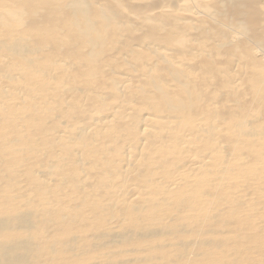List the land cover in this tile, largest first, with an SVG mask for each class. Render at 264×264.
I'll return each mask as SVG.
<instances>
[{
    "label": "rangeland",
    "instance_id": "374dc122",
    "mask_svg": "<svg viewBox=\"0 0 264 264\" xmlns=\"http://www.w3.org/2000/svg\"><path fill=\"white\" fill-rule=\"evenodd\" d=\"M2 1H3L2 4H5V9L10 8V6L7 5L8 1L1 0L0 2H2ZM9 1L11 3L10 4L11 7L13 9H15L14 11H17V7L12 6V4H14V1H16V0H13V3H12V0H9ZM17 1L20 2L21 0H17ZM25 1H27V0L21 1L22 4L19 3V5H18V2L17 3L15 2V4H14V5H18L19 9L21 10V12L19 11L20 14L18 15L17 18L14 16V19H12L11 21H10V19H8L12 16L11 14H13V12H14L10 8L7 10H11V12L12 11L13 12L9 13L7 15H5V14L2 15V17H3L2 19H4L3 22L4 21L11 22L12 26H15L16 23L17 24L21 23L27 29L30 27H34V28L38 27L39 29H41L40 27L46 28L51 23L49 17H47L49 15L48 14L49 10H51L53 12L55 10H56L55 12H57V11L60 12V9H61L62 11H64L65 15L62 13L61 16H59V15L57 16V18H58L57 20H60V17H61V20H63L64 17H66L68 15V14L66 15V13H68V11L70 9L67 7L68 8L67 9L68 11H67L66 8H60V6L63 4L62 0H49V1L45 0V1H40V2H42L44 11H48L47 14L46 13L31 14L32 7H28L29 5H27V4L25 5L24 4ZM85 1L87 2V6H86L87 10L83 14V18H79V20H77V21L70 22L68 33L58 32V33H61L63 35H60V36L57 35V38H55L56 40L53 39V37L49 38L46 45H45V48L47 46H49V47H47L49 50L47 48L45 49L43 47L44 45H42L41 43H38L34 37H29L28 35H25L19 31H17L15 28H11L10 30L8 29L7 30L8 32L7 31L5 32L6 34L4 35V39H2L3 41L1 42L3 46L0 45V47H2V49L5 47L4 50H9L10 52H12V53H10L8 51V53L11 54L10 62L8 64H10L11 62L12 63L10 65L7 64L8 67H11V69H8L5 67L4 68L5 72L3 70L1 72L5 73V74L7 72L8 73L13 72L12 71L13 63L16 62V63H14V65H16L21 60L28 61L30 63V65H32V63H33L32 66H34V65H36L34 63V61H35L34 57L35 56H36L35 58L38 57V58L42 59L41 63L44 66V70H46L47 68L54 70L52 68V67H54L52 64L49 65L48 67L45 66V62L48 59L52 58L54 60L53 62H55L56 60H59L56 62L63 64L65 70H67V69L69 70L71 68L69 71L75 72V73L79 72L81 75L84 76V77L81 76L82 78H81L80 82H76L77 87L79 89L82 88V90L79 91V93H77L78 95L77 94L73 95L72 91H74V90H70L68 88V86H66L67 88L66 87L64 88V91H62L61 96H64L66 94V92L70 91L71 93H69L67 95V97H70L69 95H71V96H73L72 98H74V96L75 97L77 96L76 97L77 99L80 98L78 100H76L75 98L74 99L76 100V102L82 101L84 103V105H82L81 111H85V114L87 112L86 110H88V112L93 114V112H95V110L97 111V108L100 109L101 107H104V106L109 107V108H113L111 105H109L110 103L113 104L114 107H116V104L117 105H118V103L126 104V102H131L129 104L132 105L133 109L135 108V110L137 109L139 112L140 110L138 107H141V104L139 103V100L137 98H135V96H134V94L137 95L136 94L137 88L132 86V85L129 86V84H131L129 81L125 83L127 85V87L124 86V83L119 82V80L124 79L125 76L128 77L127 75L120 76V74H119L120 72L117 73V76H120V77L118 78V81L114 82L115 86L116 87L118 86L119 90H121L122 92H120V91L117 92V90H114V91L110 90L112 87L110 85H107L106 81H105V79L107 80V74H105L104 81H103V79L101 81L104 84V90H105V92L102 95L103 97L98 96L94 92L97 89H102L101 86H103V84L101 83V85H100L99 81H97L95 78H92V76L95 77V75L98 74L99 70L102 69V67L105 63H107L110 67L114 66L113 68L109 67V71H108V73H110V74H108L109 81L113 80L114 76L116 75L115 73L117 71H119L120 68H117L118 65H116V64L121 62V57L115 55L117 57L113 58V56L112 57L110 56L111 52L110 53H108V52L110 50L111 51L115 50L114 47H118L120 45L119 44L120 40H123V38H125V36L122 39H120L119 42L118 41L115 42L114 41L115 39H113V36H109L111 33L110 32L111 29H113L114 27L107 26V25L97 26V20L100 16L96 15L94 13V11L98 12L97 11L98 9L100 11L101 8L106 9L107 12L109 13L107 7L106 6L103 7L104 5L99 4L101 2L95 3V2H98V0H94L95 2L93 0H85ZM158 1H160V0H158ZM158 1L156 0V2H155V0H153V1L152 0H150V1L149 0H106L104 2L105 3L108 2L106 5L112 6V7H109L110 11H112V9L114 8L116 13H118V10H119L118 15L122 14L121 16H123V14H124L125 16L126 15L128 16V19H129L131 24L129 23V21H128L127 27H126V25H123L122 23L119 24L120 25L119 28L122 29L120 31L122 33H124V35H128L129 37H131L130 39L139 40V39L143 38V34L147 30V26L148 25L151 26V23H147V22L144 23V21H142L144 19L143 15L141 13L142 11H141V9L136 8L137 7L136 5L140 6L141 4L142 5L143 4L149 5L150 4L149 6L151 8L148 9L147 14H149V16L151 17V15H153V13H150V12L156 6L155 4L158 3ZM214 1L215 0H212L209 3L208 8H211V10H215L214 9V7H215ZM229 1L230 2H226L225 4H223L219 10L212 13V19L202 20V18L204 16L203 14L205 12L201 11L197 15H198V17L201 15L202 18H200V17L199 18L197 17V19L189 18V20L185 19L186 21L183 19L185 22H187V23L182 22V24L184 23L183 25H181L180 22L178 23V26L180 24L183 27V28L181 27L183 31H180V32H183L182 37H188V36L192 37L193 34L199 35L198 32L204 31L205 30L204 27L208 26V24H209V26H208L209 31H211V32L210 33L207 32L208 35L206 34L207 35L206 40L211 41V43L216 44V46L212 47V49L208 48L207 49L208 51L206 50V52H203V53H205L204 55H203V53L200 52L201 53L200 56L201 57L204 56L205 59L204 58L202 59L201 57H196V58L194 57L195 59H193L191 57L189 58L188 57L189 55H185L188 58V60H187V58L185 57V61L187 60V61L193 62L192 64H194L195 67H198V68L199 67L201 68L202 65H205V63H206L208 67L210 66L209 68L211 71L214 69L212 72H214L216 75L212 76L213 73H211L210 70H207V72H206L207 79L202 80V81L199 79L200 83L202 82L201 83L202 84L201 89L202 90L205 89L204 92L208 93L207 98L209 101L207 102L206 101L207 99L204 100V98H203V99H201L202 100L201 103H200V101L197 102L198 106H195L194 108L193 107L187 108V110L185 109L183 111V113H182L183 115H181V114L178 115L179 119L181 118L180 120L182 122H184L186 120L189 123H187L186 121H185L186 123L185 122L182 123L179 120L178 122L175 121V124L173 123V124L168 125V129L170 131H175L176 133L177 132L180 133V131L186 130L187 128H189L190 125L193 126L197 122H200L202 124V126L204 127V128L201 127L202 131L200 130V133L202 132L201 136L203 137V135H204V140L200 144L201 148L199 147V149L196 150L197 152H195L193 150V149H196L195 147L189 151L190 152L192 151L191 154L195 155V157H198V155L201 154V158L202 157L205 158V162H203V160H201L200 156L198 157L200 159V161H202L199 163V165L202 163L200 170L201 169L203 170L204 164L210 163L209 166H207V168H211V166L214 167L213 165L216 164L214 161H216L217 163L220 162L221 168L225 169L226 172L223 173L224 175L222 177H219L218 175L213 174L211 171L209 173L208 171L211 169L205 171L204 174H202V172L201 173L199 172L200 177L198 179L188 177L190 175L187 174L186 176H182L183 178H186L185 179L186 180L185 181L186 187L184 186V184L179 186V187H176L174 185L170 188L171 190H173L172 192H171V190H169L167 188V186H166V188H162V187L160 188L159 187L160 183L158 181L150 183V181L147 180V181H145V182H147V185H146L145 189L142 191L144 192L146 190L145 192L146 193L149 192L148 193L149 195L148 194H144L145 196L142 195L143 198L141 201H134L129 194L128 195L130 197L128 198L127 197L128 196L127 195V185L128 184L130 185V183H132L133 179H134V178L133 179L130 178L128 171H130V169H132L134 166H131L130 164L127 163L126 155L130 154L133 156V154L134 155L138 154L137 156H139V155H142V157L146 156L148 150L145 152V150H144L145 148L146 149L149 148V150H151L153 152V150L156 148V146L153 145V143H152L153 138H151L149 135L152 134V131H155V133H153L154 135H156V133H157V134H159V136H162L164 134V132L158 133V131H157L160 129V122L158 124L156 123L155 125L152 123L153 124L152 127L151 126L145 127L144 124L140 123V121L138 119L140 117L137 118L136 116L135 117L130 116V118L132 117L134 119H132V118L129 119L127 116L125 119H123V118H119V120L116 119L112 122L113 124L118 125L121 128V130H123V131H126L127 129H129L130 134L133 132L131 135L129 134L126 137L127 140L129 139V141H131V142L133 141V142L131 143L127 140L126 141L121 140L120 143L116 142V143H113L110 145V147H113V145L116 146L117 149H114V151H113V152H115V154H114L115 157L112 156L113 155L112 153L110 155H107V157L109 159L107 161V165L109 167H111L113 164H115V165L117 164L116 163L117 160H118V162L120 160L121 161L118 163L119 164L118 167L115 166L117 169L116 168H110V169L114 170V173H113L114 176H112L113 177L112 180H111V177H108L109 175L108 176L106 175L107 181H105L104 183H103V180H98V181H99V183L102 182V184L105 186L104 187V193L113 192L115 195H117V193H121V194H118L119 196H118L117 202L120 200L119 199L120 196H122L123 198H121L122 200H120V201L122 202L123 199L126 200V201L124 200L122 202V205L124 204L123 206L120 204L121 202L119 203L121 206L119 204H117L115 206L114 204H112L110 202L111 200L106 198V197H104L105 201H103L101 199H99V200L97 199V201H96V199H94V201H93V200H89V198L82 197L83 195L85 196V193H87L85 191V187L87 189V187H88L87 183L88 182H86V179L84 180V178H83V180L80 179L81 175H82V174L80 175V173L87 171V170H88L87 172L93 171V169L97 168L99 165H102L101 161L97 162V164L95 166L92 165L93 167L91 165H89V168L88 167L80 168L79 169L80 172H79L78 176L75 173H73L72 177L70 176L71 180H69V175L71 173L67 174L69 182L66 185V187H67V189L69 188V186L71 187L70 189H68V191L71 190V194H70L71 196L69 195L70 191L68 192L66 189L64 192H68V193L67 194L65 193L66 195L63 193L64 194V196H63L61 194H58V192H56V191H55L56 192L55 193L52 190H47L48 188H46V189L41 188V186H39V187L33 186L32 187L33 188L32 193H25L24 191L19 190L17 193L12 194V195H15L17 198L16 199L13 196L14 202L13 201L12 202L13 203L18 202V204H14V206H18V205L21 206L22 205L21 208H20V206H18V208H17L18 214L16 213V210L13 211L14 209H10V208H13V207H10L11 206L10 203H7V205H10V206H7V205H5L6 201L2 202L1 198L3 200H5V198L3 196H5L6 190L9 187H8V185H6L8 182H6V184H4V182H1V181H6V180L9 182H11V180L13 181L14 173L22 171V170H24V168L20 164L18 165L16 163L14 165L15 170H12L13 169L12 168L11 169L12 171L11 170L9 171V168H7L8 171L3 173L2 177H0L1 178L0 184L1 183L4 184V185L1 184L2 188H4V190L0 186V188H1L0 189V205L3 204V208L0 209V214H1L0 215V225H2V227L6 228V229H2L0 227V241L5 244L6 249L11 248V249H8V252L12 255V258L14 257V259L18 262V264H33V263L38 262L39 260L41 262L43 261L44 263L46 261V264H51L52 261H54V263H52V264H93V262L97 263V264H181V263L186 264L187 260L191 261L189 264H208V263L209 264H222V263L223 264H264V248L261 246V245H264V243H263V241H264V216H263L264 215V198H263L264 197V195H263L264 194V159H262L264 157H261V155L264 153L263 152L264 150H262L260 152V150H261L260 147H262L260 145L264 144V123L262 122L263 121L262 119H264V118L263 117L260 118V117H257V115H254V110L255 111L257 110L258 114L264 112V106H263L264 105V86H261V85H264V82L261 83V79L262 80L264 79V78H262V77H264V48H263L264 47V2H263L264 0L263 1H261V0H232V1L229 0ZM43 2H47V4L49 3V6ZM52 2H53V4H52ZM104 2H102V4ZM258 2H260V3H258ZM60 3H61V5H60ZM2 4H0V6ZM94 5H96L97 10L94 8L95 7ZM98 5H100V7H97ZM88 6H89V10H88ZM188 7H189V5H188ZM3 8H4V6H3ZM28 10H30L31 12ZM199 10H202V9H199ZM183 11H185V10H183ZM240 11L244 12V14L241 16H239ZM113 13H111V15ZM8 15H10V16L7 17V20H5V17ZM69 15H70V13H69ZM136 15L139 17H137ZM141 15H142V20H140ZM129 16H130V18H129ZM112 17L113 18L111 19V22L116 24V22H117L116 18L117 17H115V15H112ZM153 17H151V18H153ZM250 17H252V18H250ZM255 17H258V18H255ZM163 19H164V16H163ZM156 21H158V20H156ZM125 22L127 23V20H125ZM160 22H162V25H160ZM31 23H32V25H31ZM205 23H207V24H205ZM157 24H159V26H161L160 28L163 29L164 32L166 31V26H167L166 23L164 25L163 21L159 20ZM130 25L132 27H130ZM178 26L175 25V29H176L175 32L177 30H181V29H178L180 27V26L179 27ZM199 26H200V29H198ZM93 27H96V30H92ZM158 27L156 26L154 28L158 29V31H159L160 28H158ZM156 29L153 31V33H156V34L163 33L162 30H160L158 32ZM178 33H179V31L176 32V34H178ZM218 33H221V34L218 35ZM182 34L180 33V35H182ZM0 35H1V32H0ZM128 36H127V38H128ZM65 37H66V39H65ZM19 38L21 39V41L19 43H22V44L24 43L25 45L24 46L22 45V46L27 47L29 49V51H27L28 50L27 48H26L27 50L24 48H23V50H21L22 48L21 49H19V48L15 49V47H13L14 50H12V51L10 50L11 49L10 44L14 40L18 41ZM28 38L31 41H29ZM61 38L63 40H61ZM167 38L168 37L165 35V45H166V42L168 41ZM58 40H61L63 42V46L60 45L61 48H63V49H60V50L61 51L63 50L62 52H63V54H65L64 56H66L69 59L68 60L66 58V60L69 62H67L65 60V58H63V55L61 52H59L60 55L57 52L54 55L53 51L50 49L53 47L54 42L56 43V41H57V43H58ZM133 40L131 41V43L129 41L130 45L133 43ZM230 40H232V41H230ZM84 41L89 44V47L87 50L82 51L80 48L78 49L76 46L83 44ZM145 42H146V40H145ZM147 42H148V40H147ZM129 43L127 44L129 46V48L126 47L127 45H125L124 47H123V45L122 46L120 45L121 47L119 46L118 48L123 47L122 49L124 51H126V50L128 51L130 49H135L137 52L134 53L135 55L134 54L131 55V58H130L131 60L135 59V58H132L133 55L134 56L140 55L139 56L140 58L138 60H141V58L142 59L143 58L144 59H146V58L147 59H156V64H158V65L162 64L161 62L159 63V61H161L159 55H157V56L155 55L156 58L154 55H152V53L155 54L153 49H147L148 50L147 51L145 48V45L143 47V45L141 44V45H139L140 50H137L134 47L135 46L134 44L132 46L133 48H131ZM136 43H138V42H136ZM185 43L187 44V42H185ZM247 43H248V45H247ZM5 44L9 45L10 49H8L7 48L8 46H6ZM117 44H118V46H117ZM201 45L202 44L200 43L198 46H201ZM34 46L37 49V51H35V53H34V50H36V49H34ZM167 46H169V44H167ZM64 47H66L65 48L66 50L64 49ZM142 47H143V50H142ZM170 47L171 48L173 47L174 50H176L175 48H177L176 46L174 47L173 45H171ZM126 48H128V49H126ZM2 49L0 48V53H2L4 51ZM38 49H39V51H38ZM41 49H43V50H41ZM78 50H81V51H78ZM141 51H142V53H141ZM207 53L210 54V56H207L206 55ZM233 55H234V57H232ZM12 57H13V59H12ZM44 57H47V58H44ZM108 57H111V58H108ZM32 58H33V60H32ZM198 58H201V59H198ZM217 58L220 60V63H217V62L214 63L215 59H217ZM245 58H247V61ZM70 59H75V61L72 60V62H71ZM130 59L127 60L126 62H128V61L130 62ZM147 59L144 61H147ZM117 60L119 62H117ZM138 60H136L135 63ZM64 61H66V63ZM85 61H87V63H86V65L83 66L82 64H85ZM97 61L99 62V64L97 63ZM194 61H197L198 63L197 62L194 63ZM41 63L39 65L42 68L43 66L41 65ZM67 63H69V64H67ZM135 63L133 62V64L135 66L133 64L132 65L134 67H136L137 69L138 68L140 69L142 66H144L143 65L144 62H140L141 64L138 62L136 64ZM77 64L82 66V67L79 66V68H81V69H79L77 67L78 66ZM231 64L233 65V67ZM39 65H37V67H36L37 69L34 71L35 73H33L34 76L32 73H30L32 75H29V76H33L35 79H38L37 75H35V74H36V71L38 72L39 70H41ZM101 65H102V67H101ZM139 65H141V66L138 67ZM115 66H116V68H115ZM45 67H46V69H45ZM125 67H127V66H125ZM173 67L175 68L174 70H178V68L176 66H173ZM242 67H243V69H242ZM94 68H95V70H94ZM211 68H213V69H211ZM83 69H85V70H83ZM91 69H93L96 73L91 75L90 73H94V71L91 72ZM96 69H98V70H96ZM122 69H120L121 72L124 71V69L123 70ZM6 70H8V71L6 72ZM112 70H114V72ZM128 70L129 69H127V70L125 69V71H127L126 73H128ZM146 70L147 69L145 67L141 71L146 72ZM29 71H31V70H29ZM165 71H166V69H165ZM209 71H210L211 75H210V73H208ZM135 72H137V71H135ZM187 72H189V71H186L185 75L183 72V76L184 77L186 76L185 77L186 80H185V84H184L182 91L184 92L183 94H186L192 98H195L196 95H198L199 93L201 94L199 81H198V83H196L197 84L196 85V84H194V80H193L194 76H196V73L199 74L198 73L199 71H194V73L189 72L188 74H187ZM146 73L151 75V76L154 75L152 73H149L148 71ZM9 74H6V75L1 74V75L5 76V79H7L8 80L7 82H10L11 85L14 82H16L15 84H13L14 86H16V84L17 85L23 84L22 78H20L18 81H14V79H13V81H14L13 82L12 79L8 78L10 76ZM189 74H190V76H189ZM193 74H194V76H193ZM243 74H245V75H243ZM252 75L254 76L253 79H255L256 83L254 80H252ZM3 76H1V77H3ZM29 76H27L26 78H28ZM200 76H203V75H200ZM210 76H212V77H210ZM76 77H77V75L75 76V78ZM255 77H257V78H255ZM29 78L32 79V77H29ZM29 78H28V81L26 83L30 82ZM96 78H97V75H96ZM211 78L213 80V83H212ZM3 79H4V77H3ZM251 80H252V82H251ZM11 81H12V83H11ZM91 81L92 82L95 81L94 82L95 85L93 83H91ZM190 81H192L193 83ZM51 82H53V80H51ZM206 82L209 84L211 83L212 85H208ZM236 82H237V84H236ZM88 83H91L94 86L93 93L91 92L92 90L90 91L91 94L89 92L90 95L87 94L88 92L86 91L87 90L86 86L90 85ZM235 84H236V86H235ZM106 85L108 86V88ZM25 86H28V84ZM31 86L33 89L36 88L34 85H31ZM56 86H58V84H56ZM95 86H97V87L99 86V87L95 88ZM122 86L124 88H122ZM128 86H129V88H128ZM198 86H199L200 91H198V89H197ZM204 86H205V88H203ZM230 86H231L232 90L230 89ZM28 87L30 88V86H28ZM130 87H132V88H130ZM13 88H15V87H13ZM45 89H50L51 92H53L55 90V88L51 89L49 86L47 88L46 87L42 88L40 90V93L42 91H45ZM224 89H225V91H224ZM50 90H46V92H44V94H47V93L53 94L50 92ZM67 90H69V91H67ZM126 91H128V93L130 91L132 93V96L124 94V92H126ZM210 92H211V94H209ZM81 93H82V95H81ZM146 93H148V92H146ZM192 93H193V95H192ZM213 93L214 94L217 93L216 96L219 95L218 98H215V100H214V98L212 99V97H215V95H212ZM42 94H43V92H42ZM54 94H56V93H54ZM144 95H147V94H144ZM132 97L135 99H133ZM254 97H257L254 100V102H256V103L253 102ZM113 98H117V100L113 99ZM199 98H200V96H199ZM55 100H57V97L55 98ZM49 103H51V104H48V106L50 105L53 107L51 108L50 106L49 107L47 106V109L42 113L40 112L39 109H34L36 107L30 108L32 105L26 106V108L28 107L27 110L25 108L26 112H30V114L33 113L32 115L27 114V117L28 116L31 117V120L33 122H36L37 120L38 121L39 120H41V121L46 120L47 127H48V125H51L54 127V125H52L50 123V120H48L49 119L48 115L51 113V111L48 112V110L56 108L57 106L52 105L54 103L53 101H49ZM206 104L208 107L207 109H209L208 111L206 108L205 109L203 108V107H206L205 106ZM185 105H187V104L185 103ZM94 106H96V107L94 108ZM250 106H254V107L252 108ZM71 107L72 106H69L66 109L70 110ZM145 107H143L146 109L144 111L145 113L146 112L151 113L152 110L154 109L153 107H148V106H145ZM247 107H248V109H247ZM162 108L163 107L160 106L159 109H157V111L161 110ZM229 108H231V109H229ZM251 108H252V110H251ZM29 109L33 110V112L28 111ZM13 110H14V108L11 107L8 110L3 111L4 113L2 112V116L5 119H8L11 115L10 112H12ZM203 110L205 112H203ZM258 110L260 113L258 112ZM8 111H10V112L8 113ZM24 111L22 113H24ZM130 112H129V114H130ZM144 112L142 110V111H140V114L144 113ZM211 112H213V113H211ZM204 113H205V115H204ZM216 113H218V114H216ZM24 114H22V115H24ZM131 114H134L133 111L131 112ZM214 114H216L215 115L216 117L219 114H221L223 117L221 118V115H220L216 118L215 116H213ZM224 115L227 116L225 120H224V118H225ZM259 116H262V115L260 114ZM25 117L23 116V119ZM45 117H46V119H45ZM229 117H230V119H229ZM200 118L203 120H200ZM21 119H22V116H21ZM21 119H19V121L17 120V122H19V124L21 125V126L18 125L19 127L17 128V130L20 129L21 131L24 132L25 131L24 129H26L27 132L28 131L31 132V130H33V128H31V126L29 127V123L28 122L23 123L24 121L28 120V118L26 120L24 119V121L20 122ZM94 119L95 118H92V117L84 118L83 119L84 123H81V128H79V130L75 134L77 136V142L80 143L81 146H83L85 149L89 150L90 152H93V149L90 147V139L85 134H82V132L85 130L86 126H88V125L90 126V124H92V122H90V121H95ZM219 119H221V121H219ZM108 120H111V119L108 118ZM118 121H120V123ZM134 121H135V123H134ZM213 121L216 123H214ZM217 123H219V125H220V127L218 129L216 127L218 125ZM244 125H245V127H244ZM0 127H1V129H3L1 123H0ZM145 128H148L149 131L151 130V132L149 134L146 133V131L142 132V130H144ZM180 128H182V129H180ZM214 128H215V130H214ZM9 129H11V130H9ZM9 129L7 130V131H9V135L11 134L14 137L15 136L14 133L10 132V131H12V128H9ZM63 129H65V128H63ZM165 129H166V127H165ZM216 129L218 131H216ZM223 130H224V132H223ZM52 131H54V132H52ZM52 131L50 134L45 136V135L37 132L35 129V132L38 133L37 134L38 140H37V142L33 143V145H35V149H34V147H32L33 146L32 143H29V144H26L22 148V149H24L23 153H26L25 151H27V153L29 152V154L31 153L33 155L34 154L37 155L38 151H36L37 150L36 146H38L40 143H44L49 139H51L52 141L58 142V140H59L58 137L60 136V134H62V132H60V131L58 132L57 129H55V128H53ZM231 132L234 133V136L235 135H238V136L234 137L233 135H231L232 134ZM109 133H111V132H109ZM165 133H166V130H165ZM17 134H19V133H17ZM153 134H152V137L154 136ZM166 135H167V133L165 134V138H166ZM145 136H146V139L144 138ZM17 137L20 138V136H17ZM245 137H248V138H245ZM118 138L120 139V137H116L115 139H118ZM140 138H142V139H140ZM40 139H42V140H40ZM241 141H243V142H241ZM178 142H180V141H178ZM6 143L7 142L4 139H0V148H2V149L8 148L10 145H8ZM18 144H22V142H21V140L16 139L14 141L13 145L16 146ZM216 144H218V145L221 144L223 146H226L225 152H227L228 155L226 153H224L225 156L230 157L232 155V153L235 151L238 153V155H237V153H235L236 157L237 156L239 157V158L237 157V160H239V159L240 160L237 161L235 159L236 157L234 156V154H233V156L235 157L234 158L235 161H237L236 163H235L234 159L229 161L230 160L229 157H228L229 160H227L226 158L222 159L221 157H223V156L221 155V153H223L222 152L223 148H221L220 151H217V153H216V151L214 152V150H215L214 147L216 146ZM177 145L178 144L172 145L171 147L173 149H171L170 146H168V145H165V149L164 148L161 149L162 157L160 159L164 158L161 162H166V163L170 162V164L175 163V161L178 160L179 157L181 158V156L184 153L186 155V153L188 151L186 152V149H184V147L181 148V146H179V145H178L179 147H177ZM130 147H132V148H130ZM231 147H233L235 150L234 149H232L234 151L230 150ZM228 148H229V150H228ZM256 148H257V150H256ZM262 149H263V147H262ZM143 150H144V152H142ZM198 151L200 152V154H198L199 153ZM117 152H118V154L116 157ZM177 152H178V154L180 153L181 156L179 155V157H177L178 156ZM182 152H183V154H182ZM166 153L168 154V156L171 155L170 157L171 158L173 157V160L170 158L169 159L171 161L168 160V158L165 159L166 158L165 156L167 155ZM119 154L121 156H119ZM164 154H166V155H164ZM196 154H198V155H196ZM239 154L240 155L242 154V155L239 156ZM122 155H123V158H122ZM174 156H176L177 159H174ZM262 156H264V155H262ZM109 157H111V158H109ZM125 157H126V159H124ZM182 157H184V158H182L181 161H185L186 156L183 155ZM114 158H117V159L115 160ZM219 158L222 159V161L219 160ZM143 159H145V158H143ZM206 160L209 162H207ZM109 161L112 162V165H111V163L109 164ZM233 161H234V163H233L234 165H232V163H231ZM229 162H230V164H229ZM255 162H257V163H255ZM237 163L239 164V167H237V165H238ZM127 164H128V166H126ZM240 164H243V166L241 165L242 167H240ZM86 165H88V164H86ZM86 165H83V166H86ZM75 166H76V169L79 168V165L76 163H75ZM123 166L124 167L126 166V167L124 168ZM164 166H165L164 170H163V168L162 169L160 168L159 170L154 171V175L158 176V180L160 179L159 181H163L164 177L166 180L171 181L172 180L171 178L174 177L173 175H175L177 173L176 166H170L169 165L170 166L169 167L167 164L165 165V163H164L163 166H161V167H164ZM90 167L93 169H90ZM112 167H114V166H112ZM27 168L30 169L29 167H27ZM122 168H124V170H122ZM126 168H127V170H126ZM68 169L71 172L73 171L72 167H70ZM16 170H17V172H16ZM255 170H257V171H255ZM161 172H163V174ZM256 172L258 175H255ZM137 173H134V177L139 179L141 176H140V173H138V174ZM164 174L165 175L168 174L167 177ZM151 175L153 177V174H151ZM260 177L263 179L261 180ZM15 178H14V180H15ZM117 179H119L120 181L119 180H118L119 182L116 181ZM152 181H154V180H152ZM256 181H258L257 183H259V184H256ZM13 182H11V183H13ZM91 182H90V184H91ZM111 182H112V184H111ZM84 183H86V184H84ZM94 183H93L94 188H96L97 190L99 189L98 190L99 193L101 191V195H103L104 194V193H102L103 189L98 185L99 183H97V182L95 183L97 185V187L95 186ZM120 183H122V187H124V189L123 188L121 189ZM157 183H158V185H157ZM78 184H80V187H78ZM115 184L116 185L118 184L119 187L117 188L115 186ZM152 184H154V185H152ZM255 184H256V186H255ZM5 185H6V190L4 187ZM13 185H15V184L13 183ZM81 185H82V187H81ZM106 185H109V188L106 187ZM10 186H12V184ZM257 186H259L260 189L256 188ZM72 187H74L73 188L74 190L72 189ZM112 187L114 188V190H112L113 189ZM147 187H149V188H147ZM187 187H188V190H187ZM10 188L12 189V187H10ZM77 188H79V189H77ZM255 188H256V190H255ZM106 189L107 190L109 189V190L107 191ZM245 189L247 192V194L245 193L246 195L244 194ZM250 189L252 192L249 191ZM159 190L166 193L165 197H164L166 199L165 201H163L160 198L152 199V197L157 195L156 193L159 192ZM231 190L236 193V198L238 195L243 197V194H244L245 201L241 200L242 197L238 201H237V199H234L233 196H235V195H232L233 192ZM3 191H5V192L2 195L1 192L3 193ZM195 191H198V193H200L201 196H203V198L201 197L202 199L200 198L201 200H199V201L197 200L196 195H198V194H196ZM76 192L81 193L82 196ZM125 192H126V194H125ZM143 192H141V193H143ZM54 193L57 197L54 196ZM188 193H189V195H188ZM41 194H44L46 196L49 195L48 200L51 201L52 204L53 203L56 204L55 203L56 201L57 202L60 201L59 202L60 205H55V208H53L51 210L52 212H49L48 214H46L47 212L46 211L44 212L43 210H41L43 212L40 213L39 202L41 203L42 206H44L45 205L44 201H43L44 198H41V196H39L38 198H35L33 196L37 197V195H41ZM52 195L54 197H52ZM60 195H61V197H60ZM68 195H69V198L74 196V195L77 196L76 205L70 204L68 201L67 202L69 205L67 204L66 200H69ZM78 195L80 196L79 200H78V197H79ZM190 196H192V198ZM126 197L128 199H131L130 201H132V202H129L127 204L126 202H128L129 200ZM144 197H145V199H144ZM187 197H189V198H187ZM53 198H55V199H53ZM64 198H65V200H64ZM21 199H23V201H25V202H23ZM232 199H233V201H232ZM15 200H17V202ZM106 200H107V202H106ZM143 200H144V202H142ZM202 200L203 201L205 200V201L201 202ZM46 201H47V199H46ZM84 201H85V203L83 204ZM98 201L101 202V206L103 208L106 206L104 209L110 207L109 203H111V206L114 205L113 207H111V209L109 208V210L113 209V211L112 212L109 211L107 216H108V218H110L112 214H116L117 221L119 222L118 223L119 229H118L117 224H116V226H114L113 229L110 228V230L105 229L103 227H97L96 231H95L96 233L94 232V235L92 234L93 236L92 235L90 236L89 233L85 232V234H84L83 233L84 230L81 227H82L83 223L90 225V227H94V228L96 227L95 226V225H97V223L95 221L96 217H93V215L95 216V213H96V216H97L103 210L102 209L99 211L97 209L98 207H100L99 206L100 204ZM157 201L159 204H161V206L157 203ZM61 202L62 203L64 202L66 207ZM141 202L144 203L143 206L139 205V204H141ZM228 202H230V203L228 204ZM239 202H241V203H239ZM243 202H244V204H243ZM29 203L31 204V207H33L34 209L29 210L30 209L29 208L27 210L29 212L25 211L26 213H28V215H26L28 217H25L24 215L26 213L23 210H26L28 207L26 208V206H25L24 209H22V207L25 204L29 205ZM163 203H164V205H163ZM237 203H239V204H237ZM88 204L92 205V207H91L92 209L89 208L90 206L88 207ZM147 204H149V205H147ZM203 204H205V205H203ZM230 204L231 205L233 204V206H235L236 209H235V207H233L235 210L232 207H230L231 206ZM4 206L5 207L7 206L6 208L10 209V211L12 210L13 212H15L16 216L13 215L12 211L11 212L8 211L9 212V214H8V212L5 210L6 212L4 213L2 211V210H4ZM61 206H63V208L65 207L64 208L65 211L63 208H61ZM83 206H85V207L87 206L88 209L84 208ZM190 206H196L198 208L194 209L193 207H190ZM75 207L77 208L78 211H75L76 210ZM207 207H210V208H207ZM14 208H16V207H14ZM158 208H160L161 212L162 211L163 212L160 213V209L158 212ZM19 209L22 210V213L24 214L23 217H25V218L18 216L19 214L21 215V213H19L20 212ZM53 210L57 211V212L59 210L61 212L62 211H64V212L60 213L61 216L57 217V214L60 211L58 213L57 212L54 213ZM258 210H260V211L258 212ZM1 211L5 215H2ZM194 211H195V213H194ZM83 212H85V214ZM98 212H100V213H98ZM231 212L232 213L234 212L235 214L234 213L232 214ZM159 213H160L161 217L158 215ZM60 214H58V215H60ZM91 214H92V216H90ZM140 215H141V217L146 216L143 218V219H146L145 220L146 222L143 221V223H142L143 225L140 224L142 221H140V223L138 221L139 218H140L139 220H143L140 217ZM250 215L252 216V219L254 221L250 220L251 219ZM81 216H82V218H80ZM38 217L41 219L42 222H40L37 219ZM51 217H52V219H50ZM149 217H151V218L153 217V219L147 220V219H149ZM75 218L80 219V221H82L83 223L78 221L79 223L77 222V224H76L75 222L77 221V219H75ZM90 218H92V220ZM104 218L105 217H103V219ZM177 218H178V220H177ZM57 219H60V221H61V219H63L64 221H67V220L68 221H67V223L63 222V220H62V222H59V220H57ZM111 219H115V218H111ZM262 219H263V221H262ZM69 220H73V221L70 222ZM25 221H28V222H26L24 224ZM104 221H105V219L103 220L102 224L106 222V221L105 222ZM150 221H153V222H150ZM237 221H239V222H237ZM147 222H149L148 227L146 226ZM40 224H42V225H40ZM152 224H154L155 226ZM49 225L54 226V230H50L48 227ZM88 225H86V227L83 226V227H85L84 229H86L85 231H87V229L89 228ZM149 225H150V227H149ZM151 225L154 227H152ZM58 226L60 228H58ZM75 226L78 227V230L74 228ZM105 227H107V226H105ZM115 227H117L116 228L117 230L115 229ZM16 228L19 231H17ZM56 228H58L60 230L58 231V229H57L58 232H56V230H55ZM79 228H81L83 230V232L81 231V233L83 235L80 233L81 229L79 230ZM13 229L16 230L17 232L14 231ZM91 229L93 232V228H91ZM23 230H26V232ZM46 230H49L51 232L49 233V231H48L45 233ZM231 230H233L235 232H232ZM70 231H72L71 232L72 235H71ZM33 232H35L36 237H34ZM73 233H74V235H77L78 238L73 236ZM21 235H23V237L25 236L23 238V239H26L25 243H22L17 247H14L15 245H13V244H12V246H11V244H9L10 239L15 238V237H16L15 239L21 238ZM85 236H87V237H85ZM256 238L257 239L261 238L263 240L259 239L257 241ZM82 239L84 242L86 241V243H83ZM165 239H173L174 241H178L179 244L181 243L182 248L180 246H178V248L176 246L174 249L169 248L168 246H166L164 244ZM255 239L257 241V245L255 244ZM100 240H102L103 242ZM191 240L194 242V244ZM221 240H222V242H221ZM260 240L262 242H259ZM95 241L97 242L98 245L95 244ZM84 244H85V246L90 247V249L89 248L87 249L84 246ZM249 245H250V247H249ZM254 245H255V247L257 246L258 248H255ZM80 246H82V247H80ZM142 246L144 247V249H142ZM159 246H161V247H159ZM189 246H191V249ZM244 246H247L249 248H247V247L245 248ZM58 247L64 248V249H62V252L61 251L59 252L60 248H58ZM79 247L84 251H82V250L80 251ZM123 247L127 248L126 252L124 251V249L122 250ZM179 247L181 250H179ZM65 248H68L71 251L72 250H75V251L74 252L72 251L73 253H71V251L67 252V249H65ZM85 248L87 250H89L88 253H87V250H85ZM129 249L134 250L135 252L131 251L128 253L127 250H129ZM255 249H257V250H255ZM63 250H65V252ZM76 250H79V251H76ZM174 251L179 252V253L178 254L174 253ZM192 251H194V252L192 253ZM202 251H204V252H202ZM257 251L260 254L257 253ZM63 252H64V254L65 253L66 254L68 253V254L63 255ZM171 252L174 253V256H173V253L171 254ZM188 252H190L192 254L189 253L190 255L188 256ZM194 253L195 254L199 253V254L195 255ZM200 253H205V254L208 253L209 256L215 255L216 259L214 258L215 260L213 259L212 261H210L212 259L211 257L205 258L208 255H205V257H203L202 255H204V254H200ZM193 255L195 257H193ZM200 255H201V257H200L201 261L199 258ZM68 256H70V260H69ZM71 256H72V258H71ZM66 257L68 259H66ZM94 257H96L95 259H97L98 261L97 260L92 261V259ZM137 257L139 259H135ZM190 257H191V259H190ZM202 257H203V259H206L208 261V263L205 260H203ZM12 258L10 257V259H9L10 263H8V264H15V260L11 262ZM209 258H211V259H209ZM256 259L257 260L259 259V260L256 261ZM86 261H87V263H85ZM209 261L212 263H210ZM213 261H215V262H213ZM187 264H188V262H187Z\"/></svg>",
    "mask_w": 264,
    "mask_h": 264
},
{
    "label": "bare ground",
    "instance_id": "6f19581e",
    "mask_svg": "<svg viewBox=\"0 0 264 264\" xmlns=\"http://www.w3.org/2000/svg\"><path fill=\"white\" fill-rule=\"evenodd\" d=\"M1 1V0H0ZM6 1H8V3H7V5L8 6H10V8L14 11L15 9H13L12 7H11V3H10V1L9 0H6ZM21 1H23V0H21ZM21 1L20 2H18L17 0L16 1H14V4H15V2L17 3L18 2V5H19V3H21ZM40 1H45V0H27V1H25L24 2V4L26 5H29L28 7H32V12L30 11V10H28V11H30L31 12V14H34V13H37V14H41V13H46L47 14V12L48 11H44V8H43V5H42V2H40ZM49 1V0H48ZM47 1V2H48ZM63 1V4L61 5V3H60V5L62 6H60V8H66V10L68 9V8H70L69 9V11H68V13H66V15L68 14L69 15V13H70V15L67 17H64V19L63 20H61V17H60V20H57L58 18H57V16L59 15V16H61V14L63 13L64 14V11H62L61 9H60V12H53V11H51V10H49V15L47 16V17H49V19H50V21H51V23H50V25H48V27H40L41 29H39L38 27H36V28H34V27H30V28H25L21 23H19V24H15V26H12L11 25V22H8V21H4L3 22V20L4 19H2L3 17H2V15H7V14H9V13H12L11 12V10H7V9H10V8H6L5 9V4H2L3 3V1L2 2H0V4H2L1 6H0V32H1V35H0V45L1 46H3L2 45V39H4V35L6 34L5 32L9 29H11V28H15L17 31H19V32H21V33H23V34H25V35H28L29 37H34L36 40H37V42L38 43H41L42 45H44L43 47L45 48V45H46V43H47V41H48V39L49 38H51V37H53V39H55V38H57V35H63V34H61V33H58V32H64V33H68V29H69V25H70V22H73V21H77V20H79V18H83V14L86 12V10H87V2L85 1V0H62ZM61 1V2H62ZM94 1V0H93ZM104 1H106V0H98V2H95V3H99V2H101V3H99V4H101V5H104L103 7H107V9H108V11H109V13L107 12V10L106 9H104V8H101V10L99 11V9L97 10L96 9V5H94L95 7V9L98 11V12H96V11H94V13L96 14V15H99L100 17L98 18V20H97V26H103V25H107V26H111V27H114L113 29H111V33H110V35L109 36H113V39H115L114 41L115 42H119V40L120 39H122L124 36H125V38H123V40H120V42H119V44L122 46L123 45V47L125 46V45H127L128 43H129V41H130V43H131V41L133 40V39H130L131 37H129L128 35H124V33H122L120 30H122L121 28H119V24H123V25H126V27L128 26V21H129V19H128V16L126 15H124L123 14V16H121V15H118L119 14V10H118V13H116L115 12V9L113 10L112 8V11H110L109 10V7H112V6H110V5H106L107 3H105ZM150 1V0H149ZM153 1V0H152ZM158 1V0H157ZM212 0H160V1H158V3H156L155 5V7L153 8V10L150 12V13H153V15H151V17H153V18H151L150 16H149V14H147L148 13V9L149 8H151L149 5H140V6H138V5H136L137 7L136 8H139V9H141V13H142V15H143V20H142V15L140 16L141 18H140V20H142V21H144V23H151V26L150 25H148L147 26V30L144 32V34H143V38L142 39H139V40H133V43L130 45V43H129V45H130V47L131 48H133L132 46H133V44L135 45L134 47L137 49V50H140L139 48H140V46L139 45H143V47H144V45H145V48H146V50L147 49H153V51L155 52V54H153L152 53V55H159V57H160V59H161V61H159V63L161 62L162 64H156V59H147V61H144V60H146V59H142L141 58V60H138L140 57V55L138 56V55H136V56H134L135 54L134 53H136L137 51L135 50V49H130V50H126V51H124L122 48H118L119 46H118V44H117V46L118 47H114L115 48V50H113V51H109L108 53H110L111 55V57L113 56V58H116L117 56H119V57H121V62H119L118 60H117V62H119V63H117L116 65H118V67L117 68H120V69H122L123 67V69H124V71H122L121 72V70L119 69V71H117L115 74V76H114V78H113V80H111V81H109V79H108V74H110V73H108V71H109V65L107 64V63H105L104 65H103V67H102V65H101V67H102V69H100L99 70V72H98V74H96L97 75V78H96V75H95V77L94 76H92V78H95L97 81H99V84L101 85V83L103 84V82H101L102 81V79H103V81H104V78H105V74H107V80L105 79V81H106V84L107 85H110L112 88L110 89L111 91L113 90H117V92H122L121 90H119V87L117 86H115V84H114V82L115 81H118V78L120 77V76H124V75H127L128 77H126L125 76V78L124 79H120L119 80V82L120 83H124V86H126L127 87V85L125 84L126 82H130L131 84H129V86L130 85H132V86H134V87H136L137 89H136V94L137 95H135L134 94V96H135V98H137L138 100H139V103L141 104V107H138L139 108V110L140 111H142L143 110V112L146 110L145 108V106H148V107H153L154 109L152 110V112L151 113H149V112H144V113H141L140 114V111L138 112V110L136 109L135 110V108L133 109V107H132V105L131 104H129V103H131V102H126V104H122V103H118V105L116 104V107H114L113 106V104H109V105H111L113 108H109V107H101L100 109H98L97 108V111L95 110V112H93V114L92 113H90V112H88V110H86L87 112H86V114H85V111H81V109H82V105H84V103L82 102V101H78V102H76V100H78V99H80V98H76L75 96H74V98L76 99H74V98H72L73 96H71V95H69L70 97H67V95L69 94V93H71L69 90H67V91H69V92H66V94L64 95V96H61V93H62V91H64V88L66 87V86H68V88L70 89V90H74V91H72V93H73V95H75V94H77V93H79V91H81L82 90V88L81 89H79L78 87H77V85H76V82H80V80H81V76H83V75H81L79 72L78 73H75V72H71V71H69L68 69L67 70H65L64 69V66H63V64H61V63H59V62H56V61H59V60H56L55 62H53L54 60L51 58V59H48L46 62H45V66H49V65H53L54 67H52L54 70H51V69H46V67H45V69L46 70H44V66L42 65V63H41V61H42V59L41 58H35L34 57V63L36 64V65H34V66H32L33 65V63H32V65H30V63L28 62V61H26V60H21L20 62H18V64H16V65H14V63H16V62H14L13 63V65H12V71L13 72H7L8 70H6V74H9L8 76V78H10V79H12V81H13V79H14V81H18L20 78H22V85L21 84H19V85H17L16 84V86H14L13 84H15L16 82H14L12 85L10 84V82H7L8 80L7 79H5V76H3V75H6L5 73H2L1 71L3 70L4 72H5V67L6 68H8V69H11V67H8V65H10V64H8L9 62H10V57H11V54H9L8 53V51L9 50H4L5 49V47L2 49V47H0L2 50H4L2 53H0V123L2 124V128L3 129H1V127H0V139H4L7 143L6 144H8V145H10L8 148H6V149H2V148H0V177H2V175H3V173H5V172H7L8 171V169L7 168H9V171L12 169V170H15L14 169V165L17 163L18 165L20 164L23 168H24V170H22V171H19V172H17V170H16V172L17 173H14V178H15V180H14V178H13V181L11 180V182H13L15 185H13V183H11V182H9V181H1V182H4V184H6V182H8L6 185H8V189L6 190V185L4 186L5 187V190H6V194H5V196H3L4 198H5V200H3L2 198H1V200H2V202L3 201H6V203H5V205H7V203H10L11 204V206L10 205H7V206H10V207H13V208H10V209H14L13 211H15L16 210V213H17V208H18V206H20V205H18V206H14V204H18V202H17V200H15L17 203H13L14 202V199H13V196L16 198V196L15 195H12V194H15V193H17L19 190H21V191H24L25 193H32V187L34 186V187H39V186H41V188H44V189H46V188H48L47 190H52L53 192H58V194H61V195H63L64 196V194L66 193H68L69 191H70V193H69V195L71 194V190H69L68 191V189H70L71 187L69 186V188L67 189V187H66V185L68 184V182H69V180H71L70 179V176L72 177V174L73 173H75L77 176H78V174H79V172H80V168H86V167H88L89 168V165H93V166H95L96 164H97V162H99V161H101V163H102V165H99L97 168H95V169H93V168H91L90 167V169H93V171H90V172H87V171H84V172H81L80 173V175H81V178L80 179H82L83 180V178H84V180L86 179V182H88L87 184V189H86V187H85V191L87 192V193H85V196L83 195H81V193H78V192H76V193H78L79 195H81L82 197H86V198H89V200H93L94 201V199H96V201H97V199L99 200V199H101V200H103V201H105V198L104 197H106V198H108V199H110L111 201V203L112 204H114L115 206L117 205V204H119L121 201L120 200H122L121 198H123L122 196H120V200L117 202V200H118V194H121V193H117V195H115L113 192H108V193H104V185L102 184V182L101 183H99V181L98 180H103V183L105 182V181H107V178H106V175L108 176V177H111V180H112V176H114L113 175V173H114V170H112V169H110V168H116L115 166H119V162L121 161H119L118 162V160H117V162L115 161L117 158H114L115 160V162L117 163L116 165L115 164H113L112 165V162H110L109 161V164L111 163V165L112 166H114V167H109L108 165H107V161L109 160L108 159V157H107V155H110L111 153L113 154L112 156L113 157H115L114 156V154H115V152H113L114 151V149H117V147L116 146H114L113 145V147H110V145L111 144H113V143H116V142H118V143H120V141L122 140V141H126L127 139H126V137L130 134V131H129V129H127L126 131H123V130H121V128L118 126V125H116V124H113L112 122L114 121V120H116V119H118L119 120V118H123V119H125L127 116H128V118L129 119H131L130 118V116H136L137 118L138 117H140V118H138L139 119V121H140V123H142V124H144L145 125V127H152L153 126V124L155 125L156 123L158 124L159 122H160V129L159 130H157L158 131V133H162V132H164V134L162 135V136H159V134H157L156 133V135H154L153 133H155V131H152V134L154 135L153 137H152V134H150L149 136L151 137V138H153L152 139V143H153V145H155L156 146V148L153 150V152L151 151V150H149V148L148 149H144L145 150V152L147 151V154H146V156H143L142 157V155H139V156H137V155H134L133 154V156L132 155H130V154H128V155H126V157H127V159H126V157L124 158V159H126V161H127V163L128 164H130L131 166H134L132 169H130V171H128V173H129V175H130V178L131 179H133V182L132 183H130V185L128 184L127 185V195L129 194L130 196H131V198L134 200V201H141L142 200V198H143V196H145L144 194H148L149 192H143L142 190H144L145 189V187H146V185H147V182H145V181H147V180H149L150 181V183L151 182H156V181H158L159 183H160V188L162 187V188H166V186H167V188L169 189V190H171L170 188L172 187V186H176V187H179V186H181V185H183L184 184V186H185V179L186 178H183L182 176H186L187 174L188 175H190V176H188V177H191V178H196V179H198L200 176H199V174L202 172V174H204L205 173V171H207V170H209V169H211V170H209L208 172L210 173V171L213 173V174H215V175H218L219 177H222L224 174V172H226L225 171V169L224 168H221V165H220V162L219 163H217L216 161H214L216 164H214L213 166L214 167H212L211 166V168H207V166H209V164H204L203 166H204V168H203V170L201 169L200 170V168H201V164L199 165V163L200 162H202V161H200V159L198 158L199 156H200V158H201V154H200V152L198 153V154H200V155H198V154H196V155H198V157H195V155H192L191 154V152L189 151V150H192L194 147L196 148V149H193L195 152H197L196 150L197 149H199V147H200V144L203 142V140H204V135H203V137L201 136V133H200V130L202 131V128H204L203 126H202V124L200 123V122H197L196 124H192L193 126H191L190 125V127L189 128H187L186 130H182V131H180V133L179 132H175V131H170L169 129H168V125L169 124H175V121H179L180 119H179V117H178V115L179 114H181V115H183L182 113H183V111L186 109L187 110V108H190V107H195V106H198V101H200V103H201V99H203L204 98V100L205 99H207L206 101L208 102L209 100H208V98H207V95H208V93L206 92H204L205 91V89L204 90H202L201 89V86H202V82L200 83V81H199V79L202 81V80H206L207 79V76H206V72H207V70H210V66L208 67L207 66V64L205 63V65H202V67L200 68H198V67H195V65L194 64H192L193 62H190V61H187L188 60V58H187V56H185V55H189L188 57L190 58H193V59H195L196 57H201L200 55H201V53H203V52H206V50L208 49V48H211L212 49V47H214V46H216V44H213V43H211V41H208V40H206V37H207V35H208V33H210L211 31H209V24H208V26H205L204 27V31H201V32H198L199 33V35H194L193 34V36L191 37H182L183 36V32H180V31H183L182 30V26L181 25H183L182 24V22H185L187 19L189 20V18H194V19H197V17H198V13L199 12H201V11H204L205 13L203 14L204 16H203V18L201 17V15L199 16L200 18H202V20H209V19H212V13L213 12H215V11H217V10H219L220 8H221V6L223 5V4H225L226 2H230L229 0H215L214 2H215V7H214V9L215 10H211V8H208L209 7V3L211 2ZM232 1V0H231ZM261 1H263V0H261ZM47 2H43V3H46V5H48L49 6V3L47 4ZM102 2H104L103 4H102ZM155 2H156V0H155ZM234 2V1H233ZM264 2V1H263ZM12 3H13V0H12ZM59 3V2H58ZM116 3V2H115ZM258 3H260V2H258ZM14 4H12V6L14 7V6H16L17 7V11H14L13 12V14H11L12 16V18L10 17V18H8V19H10V21L12 20V19H14V16L17 18L18 17V15L20 14V12H21V10L19 9V7H18V5H14ZM22 4V3H21ZM52 4H53V2H52ZM55 4V3H54ZM57 4V3H56ZM117 4V3H116ZM51 5V4H50ZM112 5V4H111ZM118 5V4H117ZM188 5H189V7H188ZM3 6H4V8H3ZM59 6V5H58ZM149 6V7H148ZM2 7V8H1ZM7 7V6H6ZM68 7V8H67ZM97 7H100V5H98ZM172 7V8H171ZM58 8V7H57ZM93 8V9H94ZM199 9H202V10H199ZM64 10V9H63ZM88 10H89V6H88ZM183 10H185V11H183ZM10 11V12H9ZM20 11V12H19ZM51 11V12H50ZM113 13L112 15H115V17H117L116 18V24L115 23H113V22H111V19L113 18L112 17V15H111V13ZM122 12V11H121ZM166 12V13H165ZM203 13V12H202ZM244 14V12L243 11H240L239 12V16H241V15H243ZM65 15V14H64ZM197 15V16H196ZM10 15H8V16H4L5 17V20H7V17H9ZM137 16V15H136ZM163 16H164V19H163ZM219 16V15H218ZM26 17V16H25ZM137 17H139V16H137ZM198 17V18H199ZM129 18H130V16H129ZM250 18H252V17H250ZM254 18V17H253ZM255 18H258V17H255ZM29 19V18H28ZM115 19V18H114ZM118 19V20H117ZM185 21H184V20ZM222 19V18H221ZM125 20H127V23L125 22ZM156 20H161V21H163V23H164V25H165V23H166V31L164 32L163 31V29H161L160 27L161 26H159V24H157L158 23V21H156ZM165 20V21H164ZM223 20V19H222ZM226 21V20H225ZM18 22V21H17ZM181 23V25L179 24V26H178V23ZM10 23V24H9ZM129 23H130V21H129ZM185 23H187V22H185ZM210 23V22H209ZM35 24V23H34ZM109 24V25H108ZM131 24V23H130ZM176 26H178L179 28L178 29H181V30H177L176 32H178L179 31V33L178 34H176V32H175V25ZM205 24H207V23H205ZM31 25H32V23H31ZM160 25H162V22H160ZM122 26V25H121ZM158 27V28H160L159 29V31L160 30H162V32L163 33H158V34H156V33H153V31L156 29V28H154V27ZM185 26V25H184ZM130 27H132L131 25H130ZM153 27V28H152ZM182 27V28H181ZM189 27V26H188ZM208 27V28H207ZM38 28V29H37ZM129 28V27H128ZM185 29V28H184ZM198 29H200V26H199V28ZM92 30H96V27H93L92 28ZM157 31H158V29H156ZM136 31V30H135ZM158 31V32H159ZM8 32V31H7ZM208 32V33H207ZM180 33L182 34V35H180ZM114 34V35H113ZM207 34V35H206ZM219 34H221V33H218V35ZM165 35L168 37L167 39H168V41L166 42V45H165ZM206 35V36H205ZM108 36V37H109ZM127 36H128V38H127ZM127 38V39H126ZM29 39V38H28ZM34 39V40H35ZM52 39V40H53ZM65 39H66V37H65ZM130 39V40H129ZM56 40V39H55ZM54 40V41H55ZM61 40H63L62 38H61ZM61 40H58V43H57V41H56V43L54 42V44H53V47L52 48H50L52 51H53V53H54V55H55V53L57 52V53H59V52H61L62 53V55H63V58H65V60H66V56H64L65 54H63V50L61 51L60 49H63V48H61V46H63V42L61 41ZM127 40V41H126ZM145 40H146V42H147V40H148V42L146 43L145 42ZM21 41V39L19 38L18 39V41H13L10 45H11V49H10V47H9V45H7V44H5L6 46H8L7 48L8 49H10L11 51L12 50H14V48L13 47H15V49H17V48H19V49H21V50H23V48L24 49H26L27 47H23L25 44L23 43H19ZM29 41H31L30 39H29ZM218 41V40H217ZM220 41V40H219ZM230 41H232V40H230ZM136 42H138V43H136ZM185 42H187V44L185 43ZM224 42V41H223ZM4 43V42H3ZM26 43V42H25ZM49 43V42H48ZM136 43V44H135ZM185 43V44H184ZM202 44L201 46H198L199 44ZM252 43V42H251ZM167 44H169V46H167ZM228 44V43H227ZM23 45V46H22ZM61 45V46H60ZM171 45H173L174 47L176 46L177 48H175L176 50H174L173 49V47L171 48L170 46ZM186 45V46H185ZM247 45H248V43H247ZM262 45V44H261ZM120 46V47H121ZM224 46V45H223ZM47 47H49V46H47ZM46 47V48H47ZM78 49L80 48L82 51H84V50H87L88 49V47H89V44L87 43V42H85L84 41V43L83 44H80V45H78V46H76ZM126 47H128L129 48V46L127 45ZM143 47H142V50H143ZM231 47V46H230ZM233 47V46H232ZM252 47V46H251ZM262 47V46H261ZM6 48V49H7ZM45 48V49H46ZM66 47H64V49H65ZM75 48V47H74ZM128 48H126V49H128ZM184 48V49H183ZM198 48V49H197ZM253 48V47H252ZM264 48V47H263ZM28 49V48H27ZM26 49V50H27ZM34 49H36V47L34 46ZM40 49V48H39ZM39 49H38V51H39ZM48 49V48H47ZM237 49V48H236ZM260 49V48H259ZM20 50V51H21ZM25 50V51H26ZM41 50H43V49H41ZM49 50V49H48ZM47 50V51H48ZM66 50V49H65ZM81 50H78V51H81ZM145 50V49H144ZM245 50V49H244ZM18 51V50H17ZM27 51H29V49L27 50ZM35 51H37V49L36 50H34V53H35ZM148 51V50H147ZM150 51V50H149ZM208 51V50H207ZM233 51V50H232ZM240 51V50H239ZM10 52V51H9ZM66 52V51H65ZM201 52V53H200ZM256 52V51H255ZM259 52V51H258ZM10 53H12V52H10ZM52 53V52H51ZM141 53H142V51H141ZM140 53V54H141ZM240 53V52H239ZM132 54H134L133 56H132V58H135V59H133V60H131L130 58H131V55ZM205 53H203V55H204ZM238 54V53H237ZM17 55V54H16ZM46 55V54H45ZM53 55V56H54ZM59 55H60V53H59ZM115 55H117V56H115ZM199 55V56H198ZM207 56H210V54H206ZM212 55V54H211ZM250 55V54H249ZM260 55V54H259ZM34 56V55H33ZM144 56V55H143ZM150 56V55H149ZM156 56H155V58H156ZM48 57V56H47ZM47 57H44V58H47ZM55 57V56H54ZM111 57H108V58H111ZM185 57L187 58V60L185 61ZM195 57V58H194ZM232 57H234V55L232 56ZM43 58V59H44ZM112 58V59H113ZM202 59L204 58V56H202L201 57ZM201 58H198V59H201ZM12 59H13V57H12ZM11 59V60H12ZM59 59V58H58ZM68 59V58H67ZM130 59V62L128 61V62H126L127 60H129ZM192 59V60H193ZM205 59V58H204ZM246 59V61H247V58H245ZM32 60H33V58H32ZM46 60V59H45ZM62 60V59H61ZM69 60V59H68ZM71 60V62H72V60L73 61H75V59H70ZM136 60H138L137 62L138 63H140V62H144V66H142L140 69L138 68H136V67H134L135 65L133 64V62L135 63V61ZM67 61V60H66ZM66 61H64L65 63H66ZM140 61V62H139ZM158 61V60H157ZM237 61V60H236ZM53 62V63H52ZM67 62H69V61H67ZM136 62V63H137ZM190 62V63H189ZM195 62H197V61H194V63ZM220 63V60L217 58V59H215V61H214V63ZM229 62V61H228ZM20 63V64H19ZM41 63V65L43 66L42 68L40 67V64ZM86 63H87V61H85V64H82L83 66L84 65H86ZM97 63L99 64V62L97 61ZM96 63V64H97ZM115 63V62H114ZM135 63V64H136ZM198 63V62H197ZM210 63V62H209ZM8 64V65H7ZM67 64H69V63H67ZM130 64V65H129ZM134 66H133V65ZM141 64V63H140ZM37 65H39V67L41 68V70H39L38 72L36 71V74L35 75H37V77H38V79H35L33 76H34V74L33 73H35L34 71L37 69L36 67H37ZM78 65V64H77ZM232 65V64H231ZM28 68H27V67ZM79 66L80 67H82L81 65H78L77 67L79 68ZM120 66V67H119ZM123 66V67H122ZM125 66H127V67H125ZM129 66V67H128ZM141 65H139L138 67H140ZM173 66H176L177 68H178V70H174L175 68L173 67ZM194 68H193V67ZM198 66V65H197ZM200 66V65H199ZM258 66V65H257ZM15 67V68H14ZM26 69H24V68ZM100 67V68H101ZM114 67V66H113ZM112 66L110 67V68H113ZM122 67V68H121ZM146 67V72L148 71L149 73H152V74H154L153 76H151V75H149V74H147L146 72H144V71H141L142 69H144ZM166 69V71H165V69ZM213 67V66H212ZM232 67H233V65H232ZM67 68V67H66ZM115 68H116V66H115ZM235 68V67H234ZM79 69H81V68H79ZM90 69V68H89ZM122 69V70H123ZM125 69L127 70V69H129L128 70V73H126L127 71H125ZM200 69V70H199ZM211 69H213V68H211ZM229 69V68H228ZM242 69H243V67H242ZM29 70H31V71H29ZM83 70H85V69H83ZM88 70V69H87ZM94 70H95V68H94ZM93 69H91V72H93L94 71ZM96 70H98V69H96ZM214 70V69H213ZM212 70V71H213ZM26 71V72H25ZM90 71V70H89ZM113 72H114V70H112ZM135 71H137V72H135ZM186 71H189L190 73H194V71H199L198 73L199 74H197L196 72V76H194V74H193V76H194V78H193V80H194V84H196V83H198V81H199V83H200V90H201V94L199 93L198 95H196V97L195 98H192V97H190L189 95H186V94H183L184 92L182 91V89H183V87H184V84H185V80H186V76L184 77L183 76V72H184V75H185V73H186ZM211 71V70H210ZM210 71L208 72V73H210ZM211 71V73H213L212 74V76L213 75H216L214 72H212ZM226 71V70H225ZM231 71V70H230ZM29 72V73H28ZM120 72V73H119ZM189 72H187V74L189 73ZM217 72V71H216ZM227 72V71H226ZM232 72V71H231ZM235 72V71H234ZM28 73V74H27ZM30 73H32L33 74V76H29V75H32V74H30ZM96 72L94 71V73H90L91 75H93V74H95ZM117 73H119L120 74V76H117ZM211 73H210V75H211ZM230 73V72H229ZM243 73V72H242ZM1 74H3V75H1ZM118 74V75H119ZM77 75V77L75 78V76ZM192 75V74H191ZM200 75H203V76H200ZM209 75V74H208ZM243 75H245V74H243ZM1 76H3L4 77V79H3V77H1ZM25 76V77H24ZM27 76H29V77H32V79L31 78H29L30 79V82L29 83H26L27 81H28V78H26ZM90 76V75H89ZM155 76V77H154ZM189 76H190V74H189ZM212 76H210V77H212ZM84 77V76H83ZM184 77V78H183ZM260 77V76H259ZM27 80H26V79ZM91 78V79H92ZM111 78V77H110ZM189 78V77H188ZM187 78V79H188ZM215 78V77H214ZM213 78V79H214ZM235 78V77H234ZM233 78V79H234ZM254 78V76L252 75V80H254L255 81V79H253ZM255 78H257V77H255ZM262 78H264V77H262ZM216 79V78H215ZM230 79V78H229ZM228 79V80H229ZM260 79V78H259ZM6 80V81H5ZM51 80H53V82H51ZM57 80V81H56ZM133 80V81H132ZM190 80V79H189ZM211 80H212V78H211ZM210 80V81H211ZM227 80V81H228ZM232 80V79H231ZM252 80H251V82H252ZM12 81H11V83H12ZM95 81H91V83H93L94 85H95V83H94ZM190 82H192V81H190ZM225 82V81H224ZM240 82V81H239ZM249 82V81H248ZM262 82H264V79L262 80L261 79V83ZM26 83V84H25ZM91 83H88V84H90V85H88V86H86V91L88 92L87 94H89V92L91 91L92 93H93V89H94V86L91 84ZM98 83V82H97ZM193 83V82H192ZM207 83V82H206ZM212 83H213V80H212ZM234 83V82H233ZM255 83H256V81H255ZM27 85L28 84V86H30V88L28 87V86H25V85ZM34 85L36 88H32V86L31 85ZM56 84H58V86H56ZM208 85H212L211 83L209 84V83H207ZM236 84H237V82H236ZM236 84H235V86H236ZM98 85V84H97ZM99 85V86H100ZM106 85V86H107ZM123 85V84H122ZM142 85V86H141ZM197 85V84H196ZM207 85V86H208ZM239 85V84H238ZM243 85V84H242ZM247 85V84H246ZM249 85V84H248ZM255 85V84H254ZM257 85V84H256ZM261 85V84H260ZM25 86V87H24ZM50 86V88L51 89H53V88H55V90L53 91V92H51V90L50 89H45V91H42L43 92V94H42V92L40 93V90L42 89V88H44V87H49ZM98 86V87H99ZM109 86V87H110ZM129 86H128V88H129ZM225 86V85H224ZM261 86H264V85H261ZM13 87H15V88H13ZM27 87V88H26ZM97 86H95V88H96ZM97 87V88H98ZM102 87V89H97L96 91H94L95 92V94H97L98 96H102L103 95V93L105 92V90H104V84H103V86H101ZM125 87V88H126ZM67 88V87H66ZM107 88H108V86H107ZM122 88H124L123 86H122ZM130 88H132V87H130ZM203 88H205V86L203 87ZM238 88V87H237ZM263 88V87H262ZM197 89H198V91H200L199 90V86L197 87ZM212 89V88H211ZM230 89H231V86H230ZM46 90H50V92L51 93H56V94H50V93H47V94H44V92H46ZM107 90V89H106ZM131 90V89H130ZM134 90V89H133ZM232 90V89H231ZM230 90V91H231ZM246 90V89H245ZM103 91V92H102ZM125 91V90H124ZM132 91V90H131ZM224 91H225V89H224ZM249 91V90H248ZM263 91V90H262ZM76 92V93H75ZM91 92H90V94H91ZM116 92V93H117ZM133 92V91H132ZM146 92H148V93H146ZM232 92V91H231ZM234 92V91H233ZM250 92V91H249ZM113 93V92H112ZM115 93V94H116ZM190 93V92H189ZM219 93V92H218ZM247 93V92H246ZM86 94V95H87ZM89 94V95H90ZM124 94H126V95H131L132 96V93L129 91V93H128V91H126V92H124ZM144 94H147V95H144ZM209 94H211V92L209 93ZM217 94V93H216ZM216 94H212V95H215V97H212V99L214 98V100H215V98H218V96H216ZM221 94V93H220ZM223 94V93H222ZM78 95V94H77ZM80 95V94H79ZM81 95H82V93H81ZM88 95V96H89ZM125 95V96H126ZM191 95V94H190ZM192 95H193V93H192ZM96 96V95H95ZM107 96V95H106ZM195 96V95H194ZM199 96H200V98H199ZM204 96V97H203ZM57 97V100H55V98ZM103 97V96H102ZM82 98V97H81ZM89 98V97H88ZM96 98V97H95ZM101 98V97H100ZM129 98V97H128ZM127 98V99H128ZM133 98V97H132ZM131 98V99H132ZM135 98H133V99H135ZM257 97H254L253 98V102H254V100L256 99ZM113 99H116L117 100V98H113ZM186 99V100H185ZM200 99V100H199ZM112 100V99H111ZM49 101H53L54 103L52 104V105H56L57 107L56 108H53V109H49L48 110V112H50L51 111V113L48 115L49 116V119L48 120H50V123L52 124V125H54V127L53 126H51V125H48V127H47V125H46V120H44V121H41V120H37L36 122H33L32 120H31V117H27V114L28 115H32V114H30V112H26V110H27V108H26V106H28V105H32L30 108H33V107H36V108H34V109H39L40 110V112L42 113V112H44L46 109H47V106H48V104H51V103H49ZM131 101V100H130ZM133 101V100H132ZM213 101V100H212ZM217 101V100H216ZM220 101V100H219ZM223 101V100H222ZM114 102V101H113ZM116 102V101H115ZM134 102V101H133ZM218 102V101H217ZM230 102V101H229ZM185 103L187 104V105H185ZM227 103V102H226ZM254 103H256V102H254ZM205 104V103H204ZM221 104V103H220ZM263 104V103H262ZM34 105V106H33ZM224 105V104H223ZM237 105V104H236ZM50 106V105H49ZM48 106V107H49ZM69 106H72L71 107V109L70 110H67L66 108H68ZM160 106H162L163 108L161 109V110H158L157 111V109H159V107ZM206 107H203L204 109L206 108H208L207 107V104L205 105ZM233 106V105H232ZM257 106V105H256ZM264 106V105H263ZM11 107H13L14 108V110L12 111V112H10V111H8V113L10 112L11 113V115H10V117L8 118V119H5L3 116H2V112L3 111H5V110H8L9 108H11ZM51 108L53 107V106H50ZM96 106H94V108H95ZM98 107V106H97ZM143 107H145V108H143ZM228 107V106H227ZM250 107H254V106H250ZM25 108H26V110H25ZM89 108V107H88ZM200 108V107H199ZM202 108V109H203ZM252 108H251V110H252ZM90 109V108H89ZM149 109V108H148ZM201 109V110H202ZM229 109H231V108H229ZM247 109H248V107H247ZM24 111V113H22L23 111ZM119 110V111H118ZM133 111V113L134 114H131V112ZM209 109H207V111H208ZM260 110V109H259ZM259 110H258V112H259ZM28 111H31V112H33V110H28ZM61 111V112H60ZM71 111V112H70ZM35 112V111H34ZM47 112V111H46ZM60 112V113H59ZM70 112V113H69ZM92 112V111H91ZM129 112H130V114H129ZM202 112V111H201ZM203 112H205L204 110H203ZM222 112V111H221ZM226 112V111H225ZM256 112V113H255ZM4 113V112H3ZM39 113V112H38ZM211 113H213V112H211ZM220 113V112H219ZM253 113V112H252ZM260 113V112H259ZM7 114V113H6ZM22 114H24V115H22ZM216 114H218V113H216ZM216 114H214L213 116H215ZM228 114V113H227ZM248 114V113H247ZM251 114V113H250ZM249 114V115H250ZM262 115V116H259V115ZM260 114H258L257 113V110L255 111L254 110V115H257V117H263L264 118V112L263 113H260ZM190 115V114H189ZM204 115H205V113H204ZM221 114H219L218 116H220ZM226 115V114H225ZM224 115V116H225ZM21 116H22V119H21ZM23 116L25 117L24 119L26 120L27 118H28V120H26V121H24V119H23ZM217 116V117H218ZM248 116V115H247ZM86 117H92V118H95L94 120L95 121H90V122H92V124H90V126L88 127V126H86L85 127V130L82 132V134H85L89 139H90V147L93 149V152H90L89 150H87V149H85L83 146H81V144L80 143H78L77 142V136L75 135L76 133H77V131L79 130V128H81V123H84V121H83V119L84 118H86ZM216 117V116H215ZM216 117V118H217ZM223 116L221 115V118H222ZM226 117L227 116H225V118H224V120L226 119ZM33 118V117H32ZM37 118V117H36ZM108 118H110L111 120H108ZM244 118V117H243ZM250 118V117H249ZM19 119H21L20 120V122H22V121H24L23 123H25V122H28L29 123V127L31 126V128H33V130H31V132H27L26 131V129H24L25 131L23 132V131H21L20 129L19 130H17V128L19 127L18 125H20L19 124V122H17V120L19 121ZM44 119V118H43ZM45 119H46V117H45ZM104 119V120H103ZM132 119H134V118H132ZM229 119H230V117H229ZM233 119V118H232ZM107 120V121H106ZM200 120H203V119H201L200 118ZM259 120V119H258ZM263 121V123H264V119H262ZM186 121V120H185ZM184 121V122H185ZM199 121V120H198ZM219 121H221V119H219ZM253 121V120H252ZM260 121V120H259ZM119 123H120V121H118ZM125 122V121H124ZM127 122V121H126ZM180 122H182L181 120H180ZM184 122H182V123H184ZM187 123H189L188 121H186ZM185 122V123H186ZM195 122V121H194ZM214 122V121H213ZM134 123H135V121H134ZM153 123V124H152ZM214 123H216V122H214ZM22 124V123H21ZM89 124V123H88ZM131 124V123H130ZM129 124V125H130ZM152 124V125H151ZM177 124V123H176ZM218 125L216 126L217 127V129L220 127V125H219V123H217ZM93 125V126H92ZM21 126V125H20ZM28 126V125H27ZM189 126V125H188ZM130 127V126H129ZM165 127H166V129H165ZM175 127V126H174ZM202 127V128H201ZM232 127V126H231ZM244 127H245V125H244ZM9 128H12V131H10L11 133H14V137L11 135H9V131H7ZM53 128H55V129H57V131L59 132H62V134H60V136L58 137L59 138V140H58V142L57 141H52L51 139H49V140H47L46 142H44V143H38L39 145L38 146H36L37 147V150L36 151H38V154L36 155V154H29V152L27 153V151H25L26 153H23L24 151V149H22L26 144H29V143H32V145H33V143L34 142H37V140H38V138H37V132H39V133H41V134H43V135H48V134H50L51 133V131L53 130ZM63 128H65V129H63ZM22 129V128H21ZM35 129H36V131L37 132H35ZM134 129V128H133ZM180 129H182V128H180ZM216 129V131H218ZM244 129V128H243ZM9 130H11V129H9ZM165 130H166V133H167V135H166V138H165ZM205 130V129H204ZM203 130V131H204ZM214 130H215V128H214ZM220 130V129H219ZM133 131V130H132ZM143 131H146V133H150L151 132V130L149 131V129L148 128H145L144 130H142V132ZM33 132V133H32ZM52 132H54V131H52ZM109 132H111V133H109ZM223 132H224V130H223ZM222 132V133H223ZM233 132V131H232ZM231 132V133H232ZM17 133H19V134H17ZM133 133V132H132ZM131 133V134H132ZM221 133V132H220ZM130 134V135H131ZM52 135V134H51ZM57 135V134H56ZM145 135V134H144ZM218 135V134H217ZM231 135H233L234 136V133H232ZM246 135V134H245ZM17 136H20V138H18ZM140 136V135H139ZM236 136H238V135H235L234 137H236ZM241 136V135H240ZM243 136V135H242ZM43 137V136H42ZM116 137H120V139L118 138V139H115ZM141 137V136H140ZM145 139H146V136L144 137ZM245 138H248V137H245ZM16 139H19V140H21V142H22V144H18V145H16V146H14L13 145V143H14V141L16 140ZM48 139V138H47ZM140 139H142V138H140ZM148 139V138H147ZM40 140H42V139H40ZM45 141V140H44ZM127 141H129V139L127 140ZM178 141H180V142H178ZM129 142H131V141H129ZM133 142V141H132ZM131 142V143H132ZM173 142V143H172ZM241 142H243V141H241ZM128 143V142H127ZM146 143V142H145ZM178 144L179 146H181V148L182 147H184V149H186V155H185V153L183 154V152H182V154L184 155V156H186V160L185 161H181V159L182 158H184V157H182L181 155H180V153L178 154V152H177V157H179V155L181 156V158L179 157V159L178 160H176L175 161V163H171L170 164V162L168 163H166V162H161L163 159H160L161 157H162V151H161V149L162 148H164L165 149V145H168V146H170V148L171 149H173L171 146L172 145H175V144ZM246 143V142H245ZM260 143V142H259ZM147 144V143H146ZM242 144V143H241ZM37 145V144H36ZM152 145V144H151ZM177 145V147H179ZM14 146V147H13ZM133 146V145H132ZM167 146V147H168ZM260 146H262L263 147V149H262V147H260V152L262 151V150H264V144H262V145H260ZM32 147H34V149H35V145H33ZM130 148H132V147H130ZM201 148V147H200ZM215 148V150H214V152L216 151V153H217V151H220V149L221 148H223V153H221V155L223 156V157H221L222 159L223 158H226L227 160H229V161H231L232 159H234L235 157H236V154L235 153H237V152H235L234 150V148L233 147H231V149L230 150H232V149H234V150H232V151H234L233 153H232V157L230 158L229 156H225L224 155V153H226L227 154V152H225V148H226V146H223V145H218V144H216V146L214 147ZM237 148V147H236ZM22 150V151H21ZM29 150V149H28ZM144 150L142 151V152H144ZM228 150H229V148H228ZM256 150H257V148H256ZM33 152V151H32ZM152 152V153H151ZM194 152V153H195ZM264 152V151H263ZM120 153V152H119ZM170 153V152H169ZM117 154H118V152L116 153V157H117ZM121 154V153H120ZM119 154V156H121ZM167 154V153H166ZM166 154H164V155H166ZM233 154H234V156H233ZM188 155V156H187ZM214 155V154H213ZM228 155V154H227ZM237 155H238V153H237ZM242 155V154H241ZM240 154H239V156H241ZM262 155H264V153L262 154ZM261 155V157H264V156H262ZM118 156V157H119ZM168 154L165 156L166 158L165 159H167L168 158V160H170V159H172L173 160V157L171 158L170 156H168ZM176 156H174V159H177V157ZM203 156V155H202ZM112 157V158H113ZM228 157H229V159H228ZM238 157V156H237ZM237 157L235 158L236 160H237ZM260 157V158H261ZM109 158H111V157H109ZM122 158H123V155H122ZM143 158H145V159H143ZM170 158V159H169ZM203 158V159H202ZM201 158V160H203V162H205V158L204 157H202ZM216 158V157H215ZM239 158V157H238ZM119 159V158H118ZM208 159V158H207ZM222 159H220L219 158V160H221L222 161ZM225 159V160H226ZM235 159H234V161H235ZM262 159H264V158H262ZM112 160V159H111ZM143 160V161H142ZM184 160V159H183ZM218 160V159H217ZM240 160V159H239ZM239 160H237V161H239ZM124 161V160H123ZM171 161V160H170ZM207 161V160H206ZM234 161L233 162H231L232 163V165H234L233 163H234ZM237 161H235V163L237 162ZM251 161V160H250ZM262 161V160H261ZM19 162V163H18ZM207 162H209V161H207ZM75 163L76 164H78L79 165V168H77L76 169V166H75ZM165 163V165L167 164L168 166L170 165V166H176V170H177V173L175 174V175H173L174 177L173 178H171L172 180L170 181V180H166L165 179V177H164V180L163 181H159L158 180V176L157 175H154V171H157V170H159L160 168L162 169L163 168V170L165 169V166L164 167H161V166H163V164ZM239 163V162H238ZM237 163V164H238ZM255 163H257V162H255ZM72 164V165H71ZM86 164H88V165H86ZM104 164V165H103ZM128 164L126 165V166H128ZM229 164H230V162H229ZM83 165H86V166H83ZM236 165V164H235ZM243 166V164H240V167H242ZM92 166V167H93ZM125 166V167H126ZM169 166V167H170ZM21 167V168H22ZM27 167H29L30 169H28ZM70 167H72L73 168V171L71 172L68 168H70ZM124 167V166H123ZM124 167V168H125ZM153 167V168H152ZM237 167H239V164L237 165ZM124 168H122V170H124ZM152 168V169H151ZM172 168V167H171ZM170 168V169H171ZM29 171H28V170ZM117 169V168H116ZM224 169V170H223ZM11 170V171H12ZM126 170H127V168H126ZM200 170V171H199ZM255 171H257V170H255ZM254 171V172H255ZM87 172V173H86ZM121 172V171H120ZM140 173V178L139 179H137V178H135L134 177V173ZM159 172V171H158ZM164 172V171H163ZM163 172H161L162 174H163ZM167 172V171H166ZM200 172V173H199ZM69 173H71L70 175H69V180H68V175L67 174H69ZM137 173V174H138ZM168 173V172H167ZM151 174H153V177H152V175ZM171 174V173H170ZM201 174V175H202ZM263 174V173H262ZM159 175V174H158ZM165 175V174H164ZM163 175V176H164ZM168 175V174H167ZM167 175H165L166 177H167ZM255 175H258L257 174V172H256V174ZM76 176V177H77ZM124 176V175H123ZM151 176V177H150ZM172 176V175H171ZM105 177V178H104ZM120 177V176H119ZM118 177V178H119ZM126 177V176H125ZM150 177V178H149ZM169 177V176H168ZM202 177V176H201ZM94 178V179H93ZM99 178V179H98ZM129 178V179H130ZM170 178V177H169ZM256 178V177H255ZM261 178V177H260ZM79 179V180H80ZM96 179V180H95ZM105 179V180H104ZM130 179V180H131ZM249 179V178H248ZM263 178H261V180H262ZM0 180H1V178H0ZM119 179H117L116 181H118ZM123 180V179H122ZM152 180H154V181H152ZM191 180V179H190ZM193 180V179H192ZM99 183L98 185L103 189L102 190V193H104L103 195H101V191H100V193H99V189L97 190L96 188H94V186H93V183ZM115 181V182H116ZM120 181V180H119ZM118 181V182H119ZM202 181V180H201ZM90 182H91V184H90ZM110 182V181H109ZM193 182V181H192ZM255 182V181H254ZM258 181H256V184H259V183H257ZM94 183V184H95ZM261 183V182H260ZM2 184V183H1ZM0 184V186H1V188H2V185H4V184H2L1 185ZM12 184V186H10ZM84 184H86V183H84ZM111 184H112V182H111ZM256 184H255V186H256ZM262 184V183H261ZM71 185V184H70ZM114 185V184H113ZM120 185H121V189L123 188L124 189V187H122V183H120ZM152 185H154V184H152ZM157 185H158V183H157ZM43 186V187H42ZM95 186L97 187V185L95 184ZM115 186L118 188L119 187V185L117 184H115ZM10 187H12V189L10 188ZM78 187H80V184H78ZM81 187H82V185H81ZM106 187H108L109 188V185H106ZM114 187V186H113ZM112 187V188H113ZM186 187V186H185ZM0 188V189H1ZM74 187H72V189H73ZM111 188V189H112ZM115 188V187H114ZM114 188L112 189V190H114ZM147 188H149V187H147ZM146 188V189H147ZM158 188V187H157ZM248 188V187H247ZM256 188H259V186H257ZM256 188H255V190H256ZM3 190H4V188H2ZM65 189L68 191V192H64L65 191ZM77 189H79V188H77ZM110 189V190H111ZM253 189V188H252ZM260 189V188H259ZM74 190V189H73ZM107 190V189H106ZM105 190V191H106ZM109 190V189H108ZM107 190V191H108ZM187 190H188V187H187ZM233 190V189H232ZM231 190V191H232ZM244 190V189H243ZM254 190V189H253ZM262 190V189H261ZM51 191V192H52ZM76 191V190H75ZM78 191V190H77ZM91 191V192H90ZM93 191V192H92ZM152 191V190H151ZM173 190H171V192H172ZM249 191H251V189L249 190ZM4 192L5 191H3V193L1 192V194L3 195L4 194ZM55 192V193H56ZM141 192H143V193H141ZM233 192V191H232ZM237 192V191H236ZM252 192V191H251ZM55 193H54V196H56L55 195ZM64 193V194H63ZM83 193V192H82ZM195 193L196 194H198V195H196V198H197V200L199 201V200H201L202 198H203V196H201V194L200 193H198V191H195ZM235 192H233V194L232 195H235V196H233L234 197V199H237V201L238 200H240V198L242 197V196H240V195H238L237 196V198H236V193L234 194ZM247 194V192H246V189H245V192H244V194ZM249 193V192H248ZM65 194V195H66ZM125 194H126V192H125ZM157 195H155L154 197H152V199H157V198H160V199H162L163 201H165L166 199L164 198L165 197V192H162L161 190H159V192H157L156 193ZM169 194V193H168ZM172 194V193H171ZM244 194H243V197L241 198V200H243V201H245V196H244ZM245 194V195H246ZM30 195V194H29ZM61 195H60V197H61ZM69 195H68V198H69ZM78 195V196H79ZM123 195V194H122ZM127 196L128 198L130 197V196ZM143 195V196H142ZM149 195V194H148ZM153 195V194H152ZM188 195H189V193H188ZM191 195V194H190ZM264 195V194H263ZM39 196H41V198H44L43 199V201H44V206H42L41 205V203L39 202V204H40V213L41 212H47L46 214H48L49 212H52L51 210L53 209V208H55V205H60L59 204V202L60 201H56L55 203L56 204H52V202L51 201H49L48 200V196L49 195H44V194H41V195H37V197L36 196H33V197H35V198H38ZM53 195H52V197H54ZM62 196V197H63ZM71 196V195H70ZM142 196V197H141ZM170 196V195H169ZM187 196V195H186ZM240 196V197H239ZM31 197V196H30ZM29 197V198H30ZM57 197V196H56ZM55 197V198H56ZM125 197V196H124ZM126 197V198H127ZM149 197V196H148ZM191 198H192V196H190ZM202 197V198H201ZM32 198V197H31ZM40 198V199H41ZM55 198H53V199H55ZM67 198V197H66ZM79 198H80V196L78 197V200H79ZM127 198V199H128ZM187 198H189V197H187ZM201 198V199H200ZM232 198V197H231ZM239 198V199H238ZM264 198V197H263ZM17 199V198H16ZM46 199H47V201H46ZM77 196L76 195H74V196H72V197H70L69 198V200H66V202L68 201L70 204H73V205H76V203H77ZM144 199H145V197H144ZM147 199V198H146ZM22 201H23V199H21ZM33 200V199H32ZM42 200V199H41ZM57 200V199H56ZM60 200V199H59ZM64 200H65V198H64ZM82 200V199H81ZM80 200V201H81ZM125 199H123V201H124ZM129 201L128 202H126L127 204L129 203V202H132V201H130L131 199H128ZM13 201V202H12ZM42 201V202H43ZM53 201V200H52ZM55 201V200H54ZM83 201V200H82ZM122 201V202H123ZM126 201V200H125ZM161 201V200H160ZM169 201V200H168ZM205 201V200H204ZM203 200L201 201V202H204ZM232 201H233V199H232ZM236 201V202H237ZM23 202H25V201H23ZM35 202V201H34ZM68 202H67V204H68ZM99 202V206L100 207H98L97 209L100 211V210H102L101 211V213L100 212H98V213H100V214H98L97 216H96V213H95V216L93 215V217H96L95 218V221H96V223H97V225H95L96 227L94 228V227H90V225H88V224H84L82 221H80V219H78V218H75V219H77V221L75 222L76 224H77V222L79 221V222H82L83 223V225H82V229L84 230V232H83V230L81 229V228H79V230H80V233H81V231L85 234V232L86 233H89V235L91 236L92 234L94 235V232L96 231V228L97 227H103V228H105V229H109L110 230V228L111 229H113L114 228V226H116V224L118 225V221H117V216H116V214H112L111 215V217L110 218H108V213H109V211H113V209L112 210H109V208L111 209V207H113V206H111V203H109V205H110V207L109 208H106V209H104L102 206H101V202L100 201H98ZM97 202V203H98ZM106 202H107V200H106ZM122 202L120 203L121 205H122ZM142 202H144V200L142 201ZM141 202V204H139V205H142L143 206V204L144 203H142ZM62 203V202H61ZM85 203V201L83 202V204ZM140 203V202H139ZM157 203H158V201H157ZM208 203V202H207ZM230 202H228V204H229ZM235 203V202H234ZM239 203H241V202H239ZM239 203H237V204H239ZM22 204V203H21ZM27 204V203H26ZM24 205L23 207H22V209H24V207L26 206V210H23L24 212L26 211V212H29V211H27L29 208V210H33L34 208L33 207H31V204L29 203V205ZM37 204V203H36ZM35 204V205H36ZM43 204V203H42ZM62 204H64V206L66 207V205H65V203L63 202ZM61 204V205H62ZM96 204V203H95ZM119 204V205H120ZM159 204V203H158ZM243 204H244V202H243ZM69 205V204H68ZM87 205V204H86ZM120 205V206H121ZM124 205V204H123ZM122 205V206H123ZM147 205H149V204H147ZM160 206H161V204H159ZM163 205H164V203H163ZM203 205H205V204H203ZM209 205V204H208ZM224 205V204H223ZM231 205V204H230ZM236 205V204H235ZM242 205V204H241ZM6 206V207H7ZM22 206V205H21ZM21 206H20V208H21ZM38 206V205H37ZM90 206V207H89ZM198 206V205H197ZM211 206V205H210ZM216 206V205H215ZM225 206V205H224ZM237 206V205H236ZM244 206V205H243ZM5 206H4V210H2L4 213L7 211H10V209H7ZM14 207H16V208H14ZM64 207V208H65ZM84 208H86V209H88L87 208V206L85 207V206H83ZM88 207L89 208H91L92 207V205H89L88 204ZM145 207V206H144ZM190 207H193L194 209H196V208H198V207H196V206H190ZM221 207V206H220ZM230 207H235V206H233V204L230 206ZM3 208V204H1L0 205V209H2ZM6 208V209H5ZM44 208V209H43ZM61 208H63V206H61ZM63 208V209H64ZM76 208V207H75ZM74 208V209H75ZM207 208H210V207H207ZM222 208V207H221ZM231 208V209H232ZM85 209V210H86ZM92 209V208H91ZM96 209V210H97ZM159 209L160 208H158V212H159ZM165 209V208H164ZM167 209V208H166ZM230 209V208H229ZM234 209V208H233ZM235 209H236V207H235ZM234 209V210H235ZM6 210V211H5ZM37 210V209H36ZM41 210H43V211H41ZM55 210V209H54ZM53 210V211H54ZM90 210V209H89ZM193 210V209H192ZM261 210V209H260ZM260 210H258V212L260 211ZM1 211V212H2ZM12 211V210H11ZM10 211V212H11ZM12 211V212H13ZM19 213H21V215L19 214L18 216H20V217H22V218H25V217H28V216H26V215H28V213H26L25 215L22 213V210H20L19 209ZM60 211V210H59ZM58 211V212H59ZM64 211H65V209H64ZM64 211H62V212H64ZM75 211H78L77 210V208H76V210ZM74 211V212H75ZM171 211V210H170ZM187 211V210H186ZM214 211V210H213ZM212 211V212H213ZM216 211V210H215ZM2 212V215H5L4 213ZM55 212H57V211H54V213ZM57 212V213H58ZM61 211L58 213V214H60V213H62ZM163 212V211H162ZM161 212V209H160V213H162ZM197 212V211H196ZM202 212V211H201ZM218 212V211H217ZM221 212V211H220ZM239 212V211H238ZM257 212V213H258ZM16 213L15 212H13V215H15L16 216ZM84 214H85V212H83ZM93 213V214H94ZM160 213L158 214L159 216H160ZM194 213H195V211H194ZM215 213V212H214ZM227 213V212H226ZM232 213V212H231ZM234 213V212H233ZM232 213V214H233ZM237 213V212H236ZM240 213V212H239ZM253 213V212H252ZM8 214H9V212H8ZM18 214V213H17ZM57 214V217H59V216H61V214L60 215H58ZM235 214V213H234ZM261 214V213H260ZM1 215V214H0ZM23 215L25 216V217H23ZM172 215V214H171ZM38 216V215H37ZM83 216V215H82ZM82 216L80 217V218H82ZM90 216H92V214L90 215ZM143 216V215H142ZM251 216V215H250ZM264 216V215H263ZM103 217H105L104 219H105V223H103L102 224V222H103ZM140 217H141V215H140ZM144 217H146V216H144ZM144 217H141L142 219L144 218ZM161 217V216H160ZM102 218V219H101ZM111 218H115V219H111ZM139 218V217H138ZM148 218V217H147ZM251 219L250 220H253L252 219V216L250 217ZM263 218V217H262ZM40 222H42L41 221V219L38 217L37 218ZM50 219H52V217L50 218ZM91 220H92V218H90ZM140 219V218H139ZM138 219V221H139V223H140V221H142L140 224H142L143 223V221H145L146 219H143V220H139ZM150 219H153V217L151 218V217H149V219H147V220H150ZM57 220H59V222H62V220L63 219H61V221H60V219H57ZM177 220H178V218H177ZM68 221V220H67ZM67 221H64L63 220V222H66L67 223ZM70 222H72L73 220H69ZM171 221V220H170ZM254 221V220H253ZM262 221H263V219H262ZM26 222H28V221H25L24 222V224L26 223ZM69 222V223H70ZM78 222V223H79ZM146 222V221H145ZM150 222H153V221H150ZM237 222H239V221H237ZM81 223V224H82ZM99 223V224H98ZM23 224V225H24ZM43 224V223H42ZM42 224H40V225H42ZM148 224H149V222H147V227H148ZM70 225V224H69ZM86 225H88V229H87V231H85L86 229H84L85 227H86ZM104 225V226H103ZM143 225V224H142ZM145 225V224H144ZM152 225H154V224H152ZM151 225V226H152ZM83 226H85V227H83ZM105 226H107V227H105ZM155 226V225H154ZM154 226H152V227H154ZM0 227L2 228V229H6V228H4V227H2V225H0ZM49 227V229L50 230H54V226H51V225H49L48 226ZM149 227H150V225H149ZM58 228H60L59 226H58ZM58 228H56L55 230H56V232H58L60 229H58ZM75 229H77L78 230V227H74ZM91 228H93V232H92V229ZM117 227H115V229H116ZM57 229H58V231H57ZM118 229H119V225H118ZM8 230V229H7ZM14 230V229H13ZM12 230V231H13ZM16 230L17 231H19L17 228H16ZM16 230H14V231H16ZM117 230V229H116ZM11 231V230H10ZM16 231V232H17ZM23 231H25L26 232V230H23ZM49 230H46L45 231V233L46 232H48ZM232 232H235V231H233V230H231ZM51 231H49V233H50ZM72 231H70V233H71ZM92 232V233H91ZM117 232V231H116ZM115 232V233H116ZM43 233V232H42ZM91 233V234H90ZM96 233V232H95ZM205 233V232H204ZM33 234H34V237H36L35 236V232H33ZM82 234V233H81ZM207 234V233H206ZM71 235H72V233H71ZM83 235V234H82ZM87 235V234H86ZM92 235V236H93ZM243 235V234H242ZM73 236H75V237H77V235H74V233H73ZM144 236V235H143ZM175 236V235H174ZM25 237V236H24ZM23 237V235H21V238H18V239H15V238H12V239H10V242H9V244H11V246H12V244L13 245H15L14 247H17V246H19L20 244H22V243H25L26 242V239H23L24 238ZM85 237H87V236H85ZM145 237V236H144ZM178 237V236H177ZM78 238V237H77ZM20 239V240H19ZM257 239V238H256ZM256 239H255V244L257 245V241L259 240V239H261V238H259V239H257V241H256ZM160 240V239H159ZM193 240V239H192ZM191 240V241H192ZM261 240H263V239H261ZM259 241V242H262V241ZM100 241H102V240H100ZM99 241V242H100ZM195 241V240H194ZM232 241V240H231ZM82 242L83 243H86V241L84 242L83 241V239H82ZM103 242V241H102ZM151 242V241H150ZM149 242V243H150ZM193 242V241H192ZM221 242H222V240H221ZM178 243V241H174L173 239H165V245L166 246H168L169 248H171V249H174L176 246H177V248H178V246H180L181 247V243L179 244H177ZM263 243H264V241H263ZM95 244L96 245H98L97 244V242L95 241ZM160 244V243H159ZM193 244H194V242H193ZM189 245V244H188ZM187 245V246H188ZM260 245V244H259ZM84 246H85V244H84ZM147 246V245H146ZM263 248H264V245H261ZM10 247V246H9ZM80 247H82V246H80ZM79 247V248H80ZM87 249L89 248L90 249V247H87V246H85ZM159 247H161V246H159ZM180 247H179V250H181L180 249ZM186 247V246H185ZM190 247V249H191V246H189ZM245 248L247 247V246H244ZM249 247H250V245H249ZM249 247H247V248H249ZM254 247H255V245H254ZM13 248V247H12ZM58 248H60L59 249V252L61 251L62 252V249H64V248H61V247H58ZM78 248V249H79ZM85 248V250H87ZM182 248V247H181ZM255 248H258L257 246L255 247ZM8 249H11V248H8ZM8 249H6V246H5V244L4 243H2L1 241H0V264H8V263H10V261H9V259H10V257L12 258V255L8 252ZM65 249H67V252L68 251H71V250H69L68 248H65ZM124 249V251L126 252V249L127 248H122V250ZM142 249H144V247L142 246ZM80 251L82 250L81 248L79 249ZM79 250H76V251H79ZM251 250V249H250ZM249 250V251H250ZM255 250H257V249H255ZM64 252H65V250H63ZM73 252L75 251V250H72ZM71 251V253H73ZM82 251H84V250H82ZM128 251V253L129 252H131V251H134V250H131V249H129V250H127ZM173 251V250H172ZM205 251V250H204ZM204 251H202V252H204ZM261 251V250H260ZM64 252H63V255H67L66 253L64 254ZM89 252V250H87V253ZM135 252V251H134ZM133 252V253H134ZM191 252V251H190ZM190 252H188V256L190 255V254H192L194 251H192V253H190ZM127 253V254H128ZM173 252H171V254H172ZM174 253H179V252H175L174 251ZM174 253H173V256H174ZM190 253V254H189ZM255 253V252H254ZM257 253H259L258 251H257ZM262 253V252H261ZM195 254V253H194ZM197 254H199V253H197ZM197 254H195V255H197ZM200 254H204V255H202L203 257H205V255H208V256H206L205 258H207V257H211V258H209V259H211L210 261H212L214 258H215V255H210L209 256V254L207 253V254H205V253H200ZM260 254V253H259ZM250 255V254H249ZM248 255V256H249ZM228 256V255H227ZM253 256V255H252ZM259 256V255H258ZM65 257V256H64ZM63 257V258H64ZM193 257H195L194 255H193ZM192 257V258H193ZM201 257V255L199 256V258ZM203 257H202V259H203ZM68 258H69V260H70V256H68ZM67 257H66V259H68ZM71 258H72V256H71ZM96 257H94L93 259H92V261L94 260H97V259H95ZM174 258V257H173ZM228 258V257H227ZM135 259H139L138 257L137 258H135ZM190 259H191V257H190ZM208 259V260H209ZM216 259V258H215ZM214 259V260H215ZM250 259V258H249ZM252 259V258H251ZM260 259V258H259ZM258 259V260H259ZM15 259H14V257L11 259V262L12 261H14ZM203 260H205L207 263H208V261L206 260V259H203ZM257 259H256V261H258ZM40 261V260H39ZM36 262V263H33V264H46V261H45V263L42 261H40V262ZM60 261V260H59ZM58 261V262H59ZM98 261V260H97ZM186 261V260H185ZM200 261H201V258H200ZM199 261V262H200ZM209 261V262H210ZM219 261V260H218ZM250 261V260H249ZM100 262V261H99ZM107 262V261H106ZM187 262H188V264L191 262L190 260H187ZM187 262H186V264H187ZM213 262H215V261H213ZM220 262V261H219ZM51 263V262H50ZM52 263H54V261H52ZM51 263V264H52ZM85 263H87V261L85 262ZM175 263V262H174ZM205 263V262H204ZM210 263H212V262H210ZM15 264H18V262L15 260ZM93 264H97V263H94L93 262ZM182 264V263H181ZM185 264V263H184ZM209 264V263H208ZM223 264V263H222Z\"/></svg>",
    "mask_w": 264,
    "mask_h": 264
}]
</instances>
